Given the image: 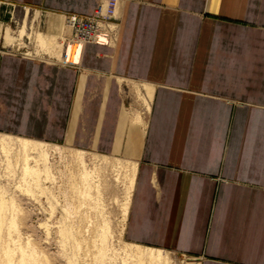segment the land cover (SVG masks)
<instances>
[{
  "label": "crops",
  "instance_id": "obj_1",
  "mask_svg": "<svg viewBox=\"0 0 264 264\" xmlns=\"http://www.w3.org/2000/svg\"><path fill=\"white\" fill-rule=\"evenodd\" d=\"M98 2L0 0V133L135 160L129 243L264 264V0H119L113 42L70 59L5 42L26 12L69 39Z\"/></svg>",
  "mask_w": 264,
  "mask_h": 264
},
{
  "label": "rangeland",
  "instance_id": "obj_2",
  "mask_svg": "<svg viewBox=\"0 0 264 264\" xmlns=\"http://www.w3.org/2000/svg\"><path fill=\"white\" fill-rule=\"evenodd\" d=\"M24 17L27 28L23 35L34 39L37 30L33 29L34 18L28 17L27 12ZM17 23L14 22V31L10 30L14 37H17ZM52 38V31L44 32L42 43L39 45L34 40L36 46L29 50L49 55L45 50L46 43ZM69 39L71 47L67 58L70 59L75 57L72 52L74 48L78 50L79 45L71 37ZM62 53L63 46H58L56 53L50 56L61 59ZM141 116L143 113L139 110H130L134 122H140ZM3 134L6 133H0ZM8 135L12 138L0 143V264H137L133 253L125 247L129 242L123 236L126 216L122 214L121 205L128 186L130 165L123 168L120 163H113V159L122 162L133 159L102 157L84 151L90 172L82 177V167L72 161L71 147L36 140L47 144L48 162L38 155L39 148L28 151L30 157L37 160H29V164L37 169L36 180L32 182L23 176V149L15 138L20 136ZM25 179L32 182L29 189ZM75 190H82L84 194L76 195ZM104 221L113 234L110 247L116 254L102 258L98 253L101 247L96 234ZM12 237H17L15 243L10 241ZM173 255L175 261L172 264H184V256Z\"/></svg>",
  "mask_w": 264,
  "mask_h": 264
},
{
  "label": "bare ground",
  "instance_id": "obj_3",
  "mask_svg": "<svg viewBox=\"0 0 264 264\" xmlns=\"http://www.w3.org/2000/svg\"><path fill=\"white\" fill-rule=\"evenodd\" d=\"M51 23H52V21L50 22V24ZM54 27H55V25L53 26V28ZM64 31L65 30L63 28H61V26L58 27V31H55V29L52 30L53 38L51 40H48L49 42L46 43L47 48L45 47L46 48L45 50L49 53V55H54L56 53V50L58 49V46H63V53L61 55L62 60L67 59V57L70 56L67 53L71 47V46L69 47V40L70 39L65 37ZM43 33L44 32L39 31V30H36L34 33V40L39 45L42 43ZM23 34H24V25L21 24L18 27L16 35H17V37L18 36L21 37ZM5 38L7 39V40H5V42L7 41L9 43H13V41L15 40L14 36L10 33L9 28L6 31V37ZM19 40H20V38H19ZM77 52H78L77 48H74L72 53L75 54V57H76ZM146 90H147L146 93L142 94L139 91V88H136V96L138 98H140V97L143 98L142 102H143V105L145 106V111L143 112V116L140 117V122H138V124H141V125H145V122L147 119V111L149 109L150 93L152 91L151 87H150V90H149V88H147ZM143 128H144V126H143ZM0 136L3 137V138H0V143L1 142L3 143L4 141H6L7 138L8 139L12 138L8 134H3ZM15 138L23 149V151H22L23 152V154H22V166H21L23 176H24V178L29 177V179L32 180V182H35L36 179H34L35 178L34 175L37 173V169H35V166H32L29 164V160L34 159V157H30V155L28 154V151H30L32 148H35V147L39 148V150H38L39 154L38 155L40 157H42V159L45 162H48L47 144L44 142L36 141L34 139L25 138V137H15ZM2 147L4 148V146H2ZM70 153L72 154V161H73L74 165H80L82 167L81 175H82V177H86L90 172V170L88 169V166H87L86 157L84 156V154H86V152H84V150L71 147ZM97 155H99V154H97ZM102 157H104V156H102ZM113 160H114L113 163H115V164L120 163L121 167H123V168H128V166L130 165L129 175H128V179H127L128 180V186L126 187L125 197H124V200H123L122 205H121L122 210H123L122 214L124 216H126L127 212H128L130 197H131L133 184H134V178H135V172H136V161L132 160V161L122 162L121 159H113ZM35 162H37V160H35ZM25 181H26V179H25ZM32 182H30L28 180L26 181L27 189L30 188V185H32L30 183H32ZM72 182H75L74 179ZM75 191H76L75 192L76 195H81V192L84 194V192L82 190H81V192L79 190H75ZM96 235L98 236L96 241L99 242V245L101 247V249H98V253L102 258L106 257L107 254H110V255L116 254L115 253L116 250L113 247H110V242H111L110 239H111V236L113 234H112L111 229L109 228L107 222L104 221V223L100 226ZM15 238H17V237H12L10 239V241L12 243H15L17 241V240H15ZM125 247H127V250L130 253L131 252L133 253V256L135 257L137 264H172L175 261V256L173 255L172 252L165 251L162 249H157V248H152V247H147V246H141V245L133 244V243H126ZM20 252H22V250H20ZM21 256H22V253H21ZM108 258L110 259L111 257H108ZM183 262H184V264H197V262H195V261H189V260H185V259H183Z\"/></svg>",
  "mask_w": 264,
  "mask_h": 264
},
{
  "label": "built area",
  "instance_id": "obj_4",
  "mask_svg": "<svg viewBox=\"0 0 264 264\" xmlns=\"http://www.w3.org/2000/svg\"><path fill=\"white\" fill-rule=\"evenodd\" d=\"M118 6L119 0H99L91 14L66 13L64 23L71 39L79 43L113 42L117 30Z\"/></svg>",
  "mask_w": 264,
  "mask_h": 264
},
{
  "label": "water",
  "instance_id": "obj_5",
  "mask_svg": "<svg viewBox=\"0 0 264 264\" xmlns=\"http://www.w3.org/2000/svg\"><path fill=\"white\" fill-rule=\"evenodd\" d=\"M184 259L185 260H189V261H196L199 258L198 257H195V256H185Z\"/></svg>",
  "mask_w": 264,
  "mask_h": 264
}]
</instances>
